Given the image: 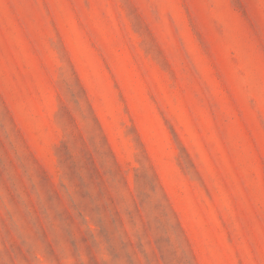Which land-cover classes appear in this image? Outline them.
<instances>
[{
  "label": "rangeland",
  "instance_id": "374dc122",
  "mask_svg": "<svg viewBox=\"0 0 264 264\" xmlns=\"http://www.w3.org/2000/svg\"><path fill=\"white\" fill-rule=\"evenodd\" d=\"M0 264H264V0H0Z\"/></svg>",
  "mask_w": 264,
  "mask_h": 264
}]
</instances>
